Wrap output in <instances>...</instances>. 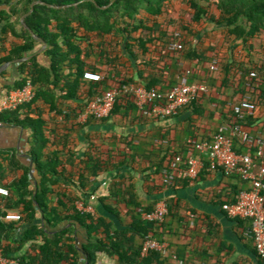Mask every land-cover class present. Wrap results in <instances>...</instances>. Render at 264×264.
<instances>
[{
  "label": "trees",
  "instance_id": "16d2710c",
  "mask_svg": "<svg viewBox=\"0 0 264 264\" xmlns=\"http://www.w3.org/2000/svg\"><path fill=\"white\" fill-rule=\"evenodd\" d=\"M24 17L27 27L21 22ZM211 27L224 31L225 44L231 47L229 53L217 51L222 38L212 47L216 61L222 63L226 72L223 85L241 74L243 80L261 91L260 94L253 91L250 100L257 111L264 104V0H0V67L32 57L20 63L19 79L4 89L7 95L29 84L36 90L32 102L1 117L2 124L23 126L31 131L29 154L34 159L30 167L16 155L0 153V188L9 191L7 197L0 195V250L7 257L22 264H79L81 251L86 257L85 264H98L102 255L117 258L118 264L163 262V254L159 252L146 258L141 255L144 243L156 238L165 224L143 219L141 211L153 212L155 207H147L140 201L133 177L123 176L128 184L116 181L108 195L99 198L108 216L89 203L91 197H76L65 190L72 184L86 191L94 179L111 168L134 166L145 156L137 152L129 138L124 140L131 153L120 157L113 151L104 154L102 145L94 143L92 152L75 173L77 157L70 141L72 131L80 125L65 129L61 124L71 120L70 112L66 111H71L77 122L94 98L112 89L108 81L119 89L135 84L147 90L169 91L163 88L160 78L166 67H159L151 54L160 50L168 58L179 55L186 61H206V54L194 48V43L200 36L202 42L209 41L210 33L205 31ZM35 36L47 44L41 54L47 65L37 55L38 46L43 44ZM173 44L180 47L175 56L170 51ZM123 61L136 64L140 81L122 76L119 69L125 67ZM87 71L101 74L103 81L86 80ZM199 99L201 96L187 107L197 105ZM126 100L133 108L138 107L131 96L124 95L111 117ZM73 102L79 105L73 108ZM46 107L51 118H47ZM256 111L237 121L246 132L259 121ZM60 117L62 123L58 121ZM235 117L233 112L230 121ZM196 150L194 144L186 142L180 151H169V156L154 163V174L163 180L165 167L179 159L180 167L187 168L190 156L184 155ZM244 150L256 157V148L238 140L235 151L245 154ZM205 165L211 170L209 162ZM33 171L36 175L32 177ZM187 180L179 179L173 186L163 182L161 189L176 187ZM240 193L228 203L236 202ZM166 202L169 214L174 215V200ZM78 203L92 206L95 213L80 210ZM9 213L20 214L22 220L7 221ZM38 215L42 222H38ZM126 218L130 221L128 225ZM77 228L87 237L80 249L75 245Z\"/></svg>",
  "mask_w": 264,
  "mask_h": 264
},
{
  "label": "crops",
  "instance_id": "0c3cea01",
  "mask_svg": "<svg viewBox=\"0 0 264 264\" xmlns=\"http://www.w3.org/2000/svg\"><path fill=\"white\" fill-rule=\"evenodd\" d=\"M205 32L210 33V40L204 43L200 40L202 37L200 36L196 39L194 48L206 54V61H186L183 56L176 55L174 52L172 55L176 57L168 58L160 50L151 54V58L158 62L159 67H166L165 74L160 75L162 86L166 91L178 85L180 79L188 72L190 84H205L208 87L209 92L200 95L201 99L197 105L185 107L175 116L164 119L155 118L147 110L137 106L133 108L129 105V100L124 101L122 103L124 106L105 121L93 120L84 113L76 122L71 111H66V113L70 112L71 120L63 126L61 124V127L75 129L74 125H80L72 131L70 141L71 148L77 157L78 166L75 173L82 167L79 165L85 157L92 152L94 143L102 145L104 154L113 151L114 155L123 156L131 153L128 143L124 140L129 138L133 140L135 148L138 149L137 152L145 158H139L138 162L131 167L111 168L94 179L86 191L72 184L65 190L76 197H91V200L88 199L89 203L108 216L99 198L108 195L114 182L127 183V180L122 177L131 176L135 191L145 206L156 208L167 200H174L176 207L174 215L169 214L164 228L158 230L156 237L168 245L167 253L162 255L163 262L159 261L158 264H180L179 261H184L185 264H261L253 238L249 233L251 222L230 219L223 210L224 204L234 201L241 191L252 187L251 181L236 174L226 175L220 170H210L205 166L197 179H188L185 182H179L176 187L161 189L162 177L154 174V163L169 156V151H180L186 142L212 141L222 125L231 123L230 118L235 105L242 101H250L253 91H257V94L261 93L255 90L250 82L243 80L241 74L235 76L227 85H223L226 72L223 70L222 63L216 61V52L212 51V47L214 48L221 38L217 51L229 53L231 47L225 44L224 31L211 27ZM42 48L43 46H38L37 55L43 54ZM40 61L45 65L48 64L43 55ZM123 64L125 67L119 69L122 76L134 77L140 81L137 77L136 64L127 61H123ZM19 65L20 63H12L4 72L5 78H2L4 73L0 76V103L7 96L5 86L14 84L19 79ZM108 84L111 88H115L113 81H108ZM69 105L71 106L70 103ZM78 105V102L72 103L73 108ZM63 108L67 110L66 106ZM49 114V107H46L47 118H51ZM255 117L259 121L253 128L246 130L253 137L264 138V104L258 107ZM61 120L63 118H58L59 122ZM30 136L31 131L23 126L2 124L0 153L16 155L21 163L33 167L31 160L33 158L29 154L32 141ZM195 138H197L196 141H194ZM244 153L246 154L247 150H244ZM150 155L151 158H148ZM184 156H195L203 158L205 163L209 162V156L200 154L197 150L191 154L186 153ZM67 169L72 167L67 166ZM254 171L258 172V169ZM33 172L32 177L36 175ZM152 175H154L153 180L148 178ZM122 208L124 210V207ZM38 219V222H42L40 215ZM125 223L128 225L129 219L126 218ZM74 237L75 245L80 249L86 243V234L77 228ZM85 262L86 257L80 251L79 264H85ZM98 264H118V261L117 258L102 255Z\"/></svg>",
  "mask_w": 264,
  "mask_h": 264
},
{
  "label": "built area",
  "instance_id": "2783aa9c",
  "mask_svg": "<svg viewBox=\"0 0 264 264\" xmlns=\"http://www.w3.org/2000/svg\"><path fill=\"white\" fill-rule=\"evenodd\" d=\"M180 47L176 44L170 46V51L175 52ZM189 72L180 79L178 85L167 92H160L155 89L147 90L135 84L125 85L122 89L112 88L105 94L94 98L85 113L87 117L95 116L103 120L111 117L118 100L129 95L137 103L138 107L147 110L155 118H170L175 116L181 109L196 101L200 95L209 92L205 84L189 83ZM86 80L102 82L101 74L87 71L84 75ZM36 97L35 88L29 84L23 89L12 91L0 103V126L1 117L7 111H14L19 107L28 104ZM256 105L251 101H242L233 107L235 119L222 125L212 138V141L193 143L200 154L209 156V164L214 171H223L226 175H239L251 181L252 187L243 190L237 201L226 203L223 210L230 219L246 220L251 222L250 235L253 238L261 264H264V138H257L249 135L243 127L237 123L246 115H253ZM238 140L245 141L250 148H256V157L250 153L239 154L235 151ZM179 161L168 164L163 171V182L167 186H173L176 181L182 178L197 179L205 169L203 158L190 156L188 167L182 168ZM258 169V172L254 170ZM0 195L9 196V191L0 188ZM80 210L95 213L92 206L86 207L78 203ZM145 221L156 222L163 225L169 216V209L166 202L158 205L153 212L141 211ZM7 221L19 222L22 216L17 213L6 215ZM168 245L156 238L148 239L142 249V257H148L152 252L166 254ZM185 264L184 261H179ZM0 264H22L19 260L7 257L0 250Z\"/></svg>",
  "mask_w": 264,
  "mask_h": 264
},
{
  "label": "water",
  "instance_id": "95a60500",
  "mask_svg": "<svg viewBox=\"0 0 264 264\" xmlns=\"http://www.w3.org/2000/svg\"><path fill=\"white\" fill-rule=\"evenodd\" d=\"M32 11L30 13H32ZM25 18L26 17L22 18L21 22L23 23V25L25 27H27L26 24H25ZM35 39H37L40 43L43 44V48H42L41 52H44L46 50V48H47V44L42 39H40V38H38L36 36H35ZM28 59L29 58H23V59L15 60V61H12V62H7L6 64L2 65L0 67V76L2 75V73H4L12 65V63H15V64H17V63H23V62H26ZM31 160L33 162L34 159H31Z\"/></svg>",
  "mask_w": 264,
  "mask_h": 264
}]
</instances>
